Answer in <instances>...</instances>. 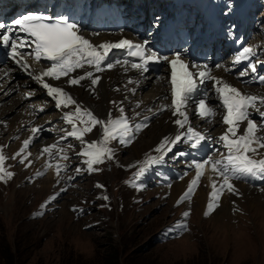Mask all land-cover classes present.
<instances>
[{
	"label": "snow or ice",
	"instance_id": "1",
	"mask_svg": "<svg viewBox=\"0 0 264 264\" xmlns=\"http://www.w3.org/2000/svg\"><path fill=\"white\" fill-rule=\"evenodd\" d=\"M0 30H4L0 32V48L6 50L7 58L54 101L55 108L63 113L62 120L68 126L60 129L63 132L60 141L44 146L40 150V156H47L50 160L68 161L69 156L62 142L70 137L81 146L77 156L86 166L75 168V173H98L103 170L100 165L115 159L114 143L127 147L150 126L149 116L145 115L142 121L136 122L140 113L136 112L133 116H129L122 101L119 104L112 102L117 107L118 116L110 112L106 119L98 118L92 111L80 105L65 87L54 86L49 81H62L68 87H88L94 94L102 79L99 73L119 68L125 74L135 71L139 76L145 77L151 65H166L170 69L168 80L170 97L166 95L160 99L170 98V103L160 104L155 111L149 108L148 112L153 116L169 112L175 117L173 123L179 131L174 136L164 137L153 149L154 155H148L142 163L131 165L138 170L127 183L133 188L142 190L144 185L141 181L146 174L153 167L163 165L178 144L186 143L191 149L199 150L208 142L219 147L211 150L202 160L193 159L187 162L186 167L194 172V176L177 201V205L192 201L206 172L211 173L208 177L211 192L203 212L205 218L216 212L224 196L242 195L236 182H264V151H262L264 150V94L243 91L222 77L214 75L213 69L206 63L190 64L179 53L171 58L161 55L149 48L147 42H134L125 38L117 42L105 41L96 44L85 37L80 26L68 15L29 13L15 19L11 27L0 23ZM114 50L122 51L124 57L113 60L111 54ZM254 57H257V49L245 46L235 56L233 63L247 62V68L254 80L264 85V75L257 74L259 61H254ZM42 62L47 63L41 66ZM216 68L224 72L230 71L224 65H216ZM8 75V72L3 73L5 78ZM239 75L241 78L247 77L249 71L240 72ZM84 81L88 82L87 86L82 83ZM128 84H139V80L129 79ZM206 86H209L208 91L214 92L218 97V106L210 104L208 91L201 93V89ZM129 91L135 94V89ZM28 95L31 96L32 93ZM193 105V114L204 123L213 124L219 116L222 124L226 126L222 134L213 138L193 127L189 116V109ZM135 107L140 108V103ZM65 109L68 111H64ZM39 111H44V108L41 107ZM254 114L258 115L260 120L254 119ZM94 130L99 133L100 139L86 140L85 137ZM43 131L42 126L31 127V136L22 141V146L11 159L20 158L18 161L20 165L30 166L29 149ZM72 148L73 145L69 143L67 149ZM179 155L184 156L186 153L180 152ZM214 156L218 158L214 159ZM8 159L3 149H0V183L5 185L14 177V172L8 170L6 166ZM50 168L55 169V175L59 180L61 173L66 171L67 165L49 162L45 165V171ZM36 175L42 176L44 173L37 172ZM188 175L189 173L185 171L180 179L183 180ZM68 179L74 177L69 176ZM168 186L171 187V184ZM96 187L103 186L97 184ZM259 190L264 192V187H260ZM56 198L53 196L51 199ZM103 199L109 198L104 196ZM46 206L42 205V208ZM73 211L78 210L73 209ZM234 211L239 209L235 208ZM190 215V210L183 212L182 219L166 230L168 238L180 239L189 231L187 221Z\"/></svg>",
	"mask_w": 264,
	"mask_h": 264
},
{
	"label": "rangeland",
	"instance_id": "2",
	"mask_svg": "<svg viewBox=\"0 0 264 264\" xmlns=\"http://www.w3.org/2000/svg\"><path fill=\"white\" fill-rule=\"evenodd\" d=\"M231 6L228 15L236 18L239 12H249L245 19L261 18L257 28L264 26V0H234ZM250 25L255 31V24ZM137 96L136 101L142 99ZM130 149L119 154L121 163L115 158L89 177L74 171L86 167L81 158L66 153L69 160H61L66 171L59 180L53 178L43 194L35 188L48 177L45 169L42 180L30 185L28 174L18 166L7 185L0 183V264H264V208L255 207L254 214L245 200L241 205L247 206V217L238 206L239 211L234 207L231 212L240 213L238 220L225 218V211L219 212V219L205 218L206 207L200 212L195 203L177 205L180 197L171 199L165 193L169 178L162 168L151 169L141 181L142 190L133 188L127 182L138 169L131 165L142 163L151 150L132 162ZM12 165L20 164L10 158L6 166L15 171ZM58 191L63 194L50 202ZM248 202L264 206V200ZM186 210L191 212L189 231L180 239L168 238L166 230Z\"/></svg>",
	"mask_w": 264,
	"mask_h": 264
},
{
	"label": "bare ground",
	"instance_id": "3",
	"mask_svg": "<svg viewBox=\"0 0 264 264\" xmlns=\"http://www.w3.org/2000/svg\"><path fill=\"white\" fill-rule=\"evenodd\" d=\"M108 12H109V8L106 5L103 6L101 4H98L94 10H89L87 8V12L83 11L82 13H80L81 18H83L87 23L84 32L85 35L87 34L86 38H89L96 44L105 41L117 42L120 39H125V38L133 41L146 39L147 36L146 32L145 31L142 32L140 28H136L134 30V26L136 25V23H134L131 26L127 19H125V21L130 26L126 25L125 23H120V30L118 32L112 31L110 33H107V31L102 30V28L98 26L99 23H102V26H104L106 30L110 28L107 22V18H105L108 17L107 15ZM90 21L92 22L91 25H89ZM138 24L140 25L139 22ZM143 30H144V26H143ZM91 35H93L94 37L93 38L90 37ZM4 72L9 73L8 77L5 78L3 76ZM99 74L103 75V78L95 90L96 97L89 95L88 93L84 94V92L80 89L71 90L73 94L77 95L74 98L77 100V102L80 105L82 106L86 105L87 107L92 108V110H94L96 113L106 115L110 109H112L114 112L116 110L115 106L110 105V101L115 100V102H118L125 97H127V99L134 101V103L141 102L143 104L142 107L145 105L151 106L154 110L158 108L160 103H164V99H160V98L165 96V91L167 89L165 86L166 76H161L159 78L148 75L146 76V80L143 81V79L141 80V76H139V74L136 73L135 71H129L127 74H125L119 68H116L113 71L105 74L104 73H99ZM219 74L221 77H225L227 81H231V79L228 76H225L220 70H219ZM129 79L139 80V84H128ZM117 89H119V91H117ZM130 89H135L134 95L132 94L131 91H129ZM34 90H35L34 81L23 78V76L20 75L17 70L15 69L12 70V68H9V66L0 67V119H2L5 122L6 121L8 122L7 128L0 126V144H4L6 141H8L9 142L8 148L10 149L15 148L19 143V139L16 140L15 138L18 137L19 135H22V137H25L27 135V128H28L27 123L32 119L31 117H28V114L30 113L28 106H33L35 105V103H41L42 101H45L48 104L50 103L51 98L43 97L42 95L39 96L31 95L29 96L27 102H25L23 93L25 92L26 95V93H30ZM260 91L264 94V88L260 89ZM19 93L21 96H19ZM136 93L141 94L142 99L136 101L137 99L136 97H138ZM51 110L54 111L57 109L54 106L53 109ZM46 112L49 113V110H46ZM40 118L44 120H40ZM48 118H50V116L37 117L35 122L33 123V126L44 123ZM154 122H158L157 126L153 124ZM154 122L152 123L151 126L147 128V130H149V128L151 127V130L146 133V138H143L141 141H139L141 137H144L145 132L147 130H145L143 134L139 137V139L133 142L132 145L130 146L131 152L129 158L132 160V162H134L137 159L139 160V158L144 153H147L148 151L158 146V144L164 137L166 136L170 137L176 134L174 130V126L171 124V119L167 114L161 116V118L159 119H156ZM216 123L217 122H214V125ZM47 124H48L47 126H50V123L47 122ZM96 135L97 132L90 134L88 137L89 140L97 139ZM2 137H4V139H2ZM44 144L45 142H43L42 138L40 139V143L36 144L35 154L38 155L40 159H42V156H40V145H44ZM0 149H3L4 152L3 147H0ZM118 161L120 162V160ZM125 161L129 162L130 160L128 159ZM51 171L52 172H50L48 177L45 178L43 181H41L42 185L36 186L35 189L41 190L39 193L43 194V192L51 188V184L53 180L52 178L54 175V171L52 169ZM210 175H211L210 172L205 173V176L201 180V186L195 191L193 195V199L190 202L192 203V205L193 203H195L196 207L198 208V211L200 210V212H203V208L206 207L208 196L209 193L211 192V187L209 185V179H208ZM193 176H194V172L192 171L183 180L180 179L179 183H175L171 188L167 189L165 193L167 192L170 193L171 199H175V197H177L179 194L183 195V193L186 191L187 184L191 181ZM236 183L239 190L241 191L242 197L239 199L236 196H231V195L224 196L222 198L221 206L212 215L214 218H218L219 212L225 211L227 214V216L224 215L225 218L231 219V221L233 219H237V218L239 219L240 213L232 214L231 212L234 207L236 208H238V206L242 207L241 204L245 203V200H246V205L248 204L249 206L253 207L252 213L254 214L257 213L256 211H254L255 207H258L259 209L264 208L263 204L262 206L261 205L259 206L258 204H256V202L254 205L253 202H248L250 200L263 201L264 192L259 193L256 189H252L244 185L242 182H236ZM245 207L247 208V206ZM242 208H243L242 216L247 217L249 214L246 215L245 212L246 208L244 207ZM256 221L259 222L258 220ZM252 229L255 230L256 227L253 226Z\"/></svg>",
	"mask_w": 264,
	"mask_h": 264
},
{
	"label": "trees",
	"instance_id": "4",
	"mask_svg": "<svg viewBox=\"0 0 264 264\" xmlns=\"http://www.w3.org/2000/svg\"><path fill=\"white\" fill-rule=\"evenodd\" d=\"M6 256V255H5ZM7 256H8V254H7ZM10 258V257H9ZM7 259V258H6ZM11 261V260H10Z\"/></svg>",
	"mask_w": 264,
	"mask_h": 264
}]
</instances>
